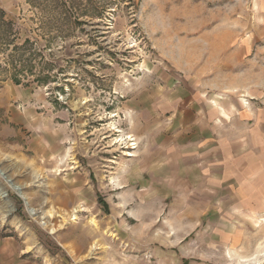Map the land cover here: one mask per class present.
<instances>
[{
  "label": "rangeland",
  "instance_id": "rangeland-1",
  "mask_svg": "<svg viewBox=\"0 0 264 264\" xmlns=\"http://www.w3.org/2000/svg\"><path fill=\"white\" fill-rule=\"evenodd\" d=\"M220 132L252 142L233 181ZM5 238L35 264H264V0H0Z\"/></svg>",
  "mask_w": 264,
  "mask_h": 264
},
{
  "label": "crops",
  "instance_id": "crops-1",
  "mask_svg": "<svg viewBox=\"0 0 264 264\" xmlns=\"http://www.w3.org/2000/svg\"><path fill=\"white\" fill-rule=\"evenodd\" d=\"M245 91V90H243ZM232 108V107H231ZM218 115L221 116H225L227 115L224 108L222 106L218 107ZM237 115L234 114V117L232 118V122L231 124H235V119ZM242 120V119H241ZM239 123L243 122L242 121H237ZM238 127L241 132L242 135L245 134L244 132V127L243 126H236ZM234 137H238V142H234L233 138ZM242 136H235L233 135L232 137H228L225 136L223 133L221 134V132L219 133V135L217 136V145L215 147H213V151L215 150L218 154V159L217 161L219 162V170L222 173V176H224V178L227 180L228 176H227V172L229 171V161L231 160V154L233 155H237L236 157L232 158V162H235V165L237 168H242L244 169V154L249 152L248 149H244L245 146L247 145H251L252 142L249 139L248 141L242 137ZM180 138H184L183 134L181 135ZM228 139L231 141H228ZM184 141V140H181ZM231 143H234L233 148L230 146ZM184 148H183V146ZM235 145L237 147H235ZM186 144L181 142L179 144L180 147V152L183 154L184 152H186ZM183 148V149H182ZM239 171V170H236ZM232 172V171H229ZM228 179H230L231 181H233V179H231V177H229ZM224 180V179H223ZM223 180H219V183H221ZM24 252H26L25 250L23 251L16 242H14L13 240L10 239H0V264H35L34 260H31L30 258H24Z\"/></svg>",
  "mask_w": 264,
  "mask_h": 264
},
{
  "label": "bare ground",
  "instance_id": "bare-ground-1",
  "mask_svg": "<svg viewBox=\"0 0 264 264\" xmlns=\"http://www.w3.org/2000/svg\"><path fill=\"white\" fill-rule=\"evenodd\" d=\"M125 156H129L131 155V153L129 152V150H126V152L123 154ZM12 188L18 193L19 196L24 197V194L21 192V190L19 189L18 185L15 184H11L9 181H7ZM80 206H74L67 214L63 215L62 217V221L60 224H58L56 227H52L53 230H56L57 228H61L62 226H64L66 223H70V222H74L77 219V215L76 213L78 211H80L79 209ZM93 225L94 221L91 220ZM47 224V222H42V225L45 226ZM102 248V246L97 242V240H94L87 251L86 257L90 256L91 254H94V252L96 251V249H100Z\"/></svg>",
  "mask_w": 264,
  "mask_h": 264
}]
</instances>
